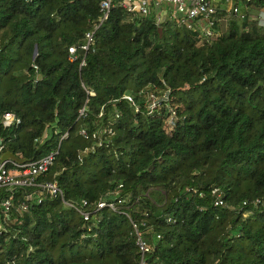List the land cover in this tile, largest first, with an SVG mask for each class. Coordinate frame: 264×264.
<instances>
[{
  "label": "trees",
  "instance_id": "1",
  "mask_svg": "<svg viewBox=\"0 0 264 264\" xmlns=\"http://www.w3.org/2000/svg\"><path fill=\"white\" fill-rule=\"evenodd\" d=\"M100 2L0 0V162L57 151L39 181L77 205L121 185L126 204L84 222L60 199L20 211L30 189H0L13 204L0 264H138L130 219L145 222L146 239L161 236L152 264H264V0H231L244 6L237 15L218 8L225 29L217 22L211 38L114 7L79 68L83 55L69 62L68 49L98 22ZM152 90L166 97L149 113L138 93ZM5 113L20 123L5 126ZM82 128L112 134L96 146Z\"/></svg>",
  "mask_w": 264,
  "mask_h": 264
},
{
  "label": "built area",
  "instance_id": "2",
  "mask_svg": "<svg viewBox=\"0 0 264 264\" xmlns=\"http://www.w3.org/2000/svg\"><path fill=\"white\" fill-rule=\"evenodd\" d=\"M244 1L248 3L253 0ZM161 6L167 8L168 15L163 17L160 13L154 11L156 23H160L163 19L167 18L187 30L200 31L206 38L214 37L216 33L213 32V27L217 22L220 23L223 21L222 18H218L217 16L218 9L208 0H101L99 5L100 18L98 22L93 25L90 31L84 34L81 42L77 46L68 49V61L75 62L78 60L80 54H82L83 57L80 60L79 68L85 65V55L95 44L96 31L107 20L109 13L114 7H118L130 14L148 16L155 8H160ZM231 11L235 15L239 14V8L237 6H232L229 12ZM262 18L259 20L260 25H264V15H262ZM33 70L37 72V67L34 66ZM138 96L144 97V104L149 113L156 112L161 102H163V98L166 97V95L160 96L157 90L150 92L140 91ZM122 99L134 106L136 111L138 110L133 96L124 95ZM167 114L169 115L167 123L173 126L176 121L175 112L172 108H167ZM82 115H84V108L79 110V117ZM2 122L5 126H9L12 124L18 125L20 120L11 113H5ZM111 134V128H101L92 132L82 128L79 131V135L84 140H92L96 146L107 144ZM66 137L67 133L61 139ZM56 155L57 151L51 152L36 161L23 164L7 160L0 162V189H6L9 195H12L20 189H30V192L25 196V202L19 205L20 211L25 212L29 205H39L45 199H60L64 205L75 208L84 222H89L93 219V211L106 208L116 212L121 206L126 204V198L124 199L119 196L121 185L114 192L108 193L106 198L99 200L96 204L82 201L81 205H77L76 203L64 200L63 192L56 181H39V177L53 166ZM211 195L213 196V205L216 208L224 206L223 194L220 190L213 189ZM200 197H202V194H200ZM258 203L259 201L255 202V204ZM12 206L11 198L0 201V220L8 217L12 211ZM129 221L135 235V245L139 255L138 264H152L149 262V256L152 254L155 244L160 240L161 236L152 235L148 240L145 236L148 233L146 231L147 229H144L145 222L137 223L131 219ZM169 221L170 219H168Z\"/></svg>",
  "mask_w": 264,
  "mask_h": 264
},
{
  "label": "crops",
  "instance_id": "3",
  "mask_svg": "<svg viewBox=\"0 0 264 264\" xmlns=\"http://www.w3.org/2000/svg\"><path fill=\"white\" fill-rule=\"evenodd\" d=\"M211 4H213L217 9L219 8V12H229L231 7L233 6L231 0L223 1V0H209ZM165 8V9H164ZM240 9V8H239ZM160 13L163 17L168 15L167 8L165 6H161L160 8H155L153 12ZM262 15H264V11L259 13V20L263 19Z\"/></svg>",
  "mask_w": 264,
  "mask_h": 264
},
{
  "label": "rangeland",
  "instance_id": "4",
  "mask_svg": "<svg viewBox=\"0 0 264 264\" xmlns=\"http://www.w3.org/2000/svg\"><path fill=\"white\" fill-rule=\"evenodd\" d=\"M243 7H244L243 4H240L239 8H240L241 11H242ZM220 23H221V29L224 30L225 29V21H221Z\"/></svg>",
  "mask_w": 264,
  "mask_h": 264
},
{
  "label": "water",
  "instance_id": "5",
  "mask_svg": "<svg viewBox=\"0 0 264 264\" xmlns=\"http://www.w3.org/2000/svg\"><path fill=\"white\" fill-rule=\"evenodd\" d=\"M37 55V49L36 47L33 49V54H32V58H34Z\"/></svg>",
  "mask_w": 264,
  "mask_h": 264
}]
</instances>
